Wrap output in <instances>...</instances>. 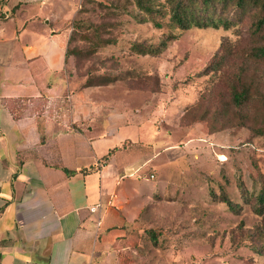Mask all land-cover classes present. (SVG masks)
I'll use <instances>...</instances> for the list:
<instances>
[{"label": "crops", "instance_id": "obj_1", "mask_svg": "<svg viewBox=\"0 0 264 264\" xmlns=\"http://www.w3.org/2000/svg\"><path fill=\"white\" fill-rule=\"evenodd\" d=\"M81 1L0 0V264H122L118 247L159 197L145 169L184 156L177 142L152 145L167 108L75 86L67 49ZM128 89L156 101L165 90Z\"/></svg>", "mask_w": 264, "mask_h": 264}, {"label": "rangeland", "instance_id": "obj_2", "mask_svg": "<svg viewBox=\"0 0 264 264\" xmlns=\"http://www.w3.org/2000/svg\"><path fill=\"white\" fill-rule=\"evenodd\" d=\"M163 3L156 0L150 14L135 0H82L69 25L67 71L77 89L87 79L105 83L119 78L99 87L92 98L167 108V119L159 118L164 127L153 126L161 131L162 143L152 145L156 150L177 142L184 150L183 157L168 164L170 169H145L147 187L159 197H153L118 247L122 264H264L263 217L255 211L264 187V132H259L264 129V63L249 55L264 38L250 33L251 17L230 29L174 28ZM155 21L163 26L156 27ZM171 34L176 39L157 56L132 48L137 42L157 46ZM219 60L220 69L212 68ZM135 71L162 75L160 101L155 93L129 91L128 76ZM150 80L158 82L155 76ZM242 85L251 88V96L234 110L228 104L230 88ZM195 102L198 114L182 119L185 107ZM206 111L205 119L194 120ZM225 196L243 199L242 209L231 211L222 201Z\"/></svg>", "mask_w": 264, "mask_h": 264}, {"label": "trees", "instance_id": "obj_3", "mask_svg": "<svg viewBox=\"0 0 264 264\" xmlns=\"http://www.w3.org/2000/svg\"><path fill=\"white\" fill-rule=\"evenodd\" d=\"M135 2L137 6L140 7V9L150 14L155 12L154 4L156 3V0H135ZM162 7H164L163 14L167 15L169 23L174 28L181 30H187L193 27H212L215 29L222 27L223 29H230L243 22L246 17H251L250 33L253 36L264 38V0H165V3L162 4ZM155 25L159 28L163 26L161 22L157 21H155ZM176 37V35L171 34L168 37L162 38L157 46L152 44L147 45L144 42H137L132 48L137 54L140 55L157 56L163 52L162 50L167 46L168 41L171 39H176ZM70 41L71 36L68 49L70 46ZM249 55L250 57L254 58L256 62L264 63V42L253 45L249 50ZM221 63L222 60L214 62L212 68L219 70ZM153 76L156 77L158 81L157 83H150V79ZM128 77L130 82L129 88L147 89L155 92L159 91L162 87V78L159 73H152L148 71L139 73V71H137L132 76ZM89 80L90 79H87L85 86L109 85L112 82L118 81L119 78L113 77L110 81L105 83H91ZM250 91L251 88L248 85H242L240 88L232 86L230 88L231 99L228 104L232 103L234 110H239V108L244 106L245 101L249 100L251 96ZM196 105L197 102L188 104L184 109L182 119H185V117L189 114H198ZM207 115L208 112L206 111L200 116L196 117L194 120L199 121L200 119H205ZM215 132L216 131H211L210 133ZM259 132L263 133L264 129ZM240 188L243 190V187ZM242 193H244V191H242ZM257 200L259 204L255 207V211L263 217L261 227L263 229L262 235L264 236V187L262 192L259 193ZM222 201L231 211L236 213L242 209L244 204L243 199L242 201H238L232 199L231 197L228 198L227 196L223 197Z\"/></svg>", "mask_w": 264, "mask_h": 264}, {"label": "built area", "instance_id": "obj_4", "mask_svg": "<svg viewBox=\"0 0 264 264\" xmlns=\"http://www.w3.org/2000/svg\"><path fill=\"white\" fill-rule=\"evenodd\" d=\"M151 177H153V175H151ZM98 207H99V204L94 205V206L91 207V210L92 211H96L98 209Z\"/></svg>", "mask_w": 264, "mask_h": 264}]
</instances>
